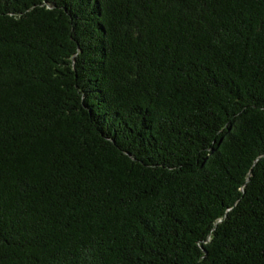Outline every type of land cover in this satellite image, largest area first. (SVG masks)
Returning a JSON list of instances; mask_svg holds the SVG:
<instances>
[{
    "label": "trees",
    "instance_id": "obj_1",
    "mask_svg": "<svg viewBox=\"0 0 264 264\" xmlns=\"http://www.w3.org/2000/svg\"><path fill=\"white\" fill-rule=\"evenodd\" d=\"M0 264H264V0H0Z\"/></svg>",
    "mask_w": 264,
    "mask_h": 264
}]
</instances>
